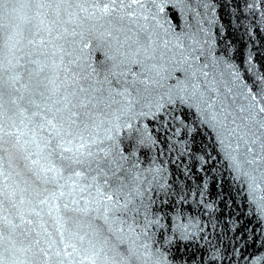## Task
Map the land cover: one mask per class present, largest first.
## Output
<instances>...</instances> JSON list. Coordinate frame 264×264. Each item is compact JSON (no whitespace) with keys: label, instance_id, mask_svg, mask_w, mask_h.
I'll return each mask as SVG.
<instances>
[{"label":"snow or ice","instance_id":"snow-or-ice-1","mask_svg":"<svg viewBox=\"0 0 264 264\" xmlns=\"http://www.w3.org/2000/svg\"><path fill=\"white\" fill-rule=\"evenodd\" d=\"M201 7L0 0V264H174L152 208L161 170L129 153L155 142L139 122L165 116L264 218V67L213 54Z\"/></svg>","mask_w":264,"mask_h":264},{"label":"water","instance_id":"water-1","mask_svg":"<svg viewBox=\"0 0 264 264\" xmlns=\"http://www.w3.org/2000/svg\"><path fill=\"white\" fill-rule=\"evenodd\" d=\"M209 8H199L202 27L211 52L221 58H231L242 69L248 61L257 69L264 67V19L260 16L262 0H257L255 12L246 7L252 0H202ZM186 17L179 16L184 26ZM173 115H176L174 113ZM148 125L154 143L140 145L135 140L129 153L144 170L160 169L164 189L151 192L156 201L152 208L160 217L161 229L172 241L169 256L174 264H256L264 257V218L250 203V196L224 163L216 160L200 161L194 158L200 152V138L196 144L185 135L181 118L173 121L165 116L156 121H141ZM191 149L192 151H190ZM215 154L213 153V156ZM177 225L186 226L177 230ZM187 239H182V233ZM258 238L256 243L253 239ZM158 235V239H159ZM168 247V245H165Z\"/></svg>","mask_w":264,"mask_h":264}]
</instances>
